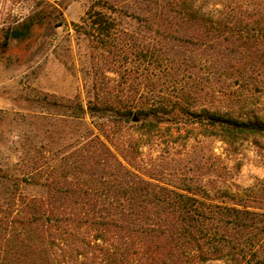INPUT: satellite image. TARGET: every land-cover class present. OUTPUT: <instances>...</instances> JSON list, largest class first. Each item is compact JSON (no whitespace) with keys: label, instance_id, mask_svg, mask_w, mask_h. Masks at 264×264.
Segmentation results:
<instances>
[{"label":"trees","instance_id":"trees-1","mask_svg":"<svg viewBox=\"0 0 264 264\" xmlns=\"http://www.w3.org/2000/svg\"><path fill=\"white\" fill-rule=\"evenodd\" d=\"M75 26L99 54L128 59L126 80L139 71L175 93L138 102L102 91L67 105L97 132L86 129L65 170L35 181L40 194L0 204V264H264V180L231 191L217 181L219 156L189 143L249 138L264 152V117L215 105L264 89V0H96ZM163 134L177 161L146 163L142 137Z\"/></svg>","mask_w":264,"mask_h":264},{"label":"rangeland","instance_id":"rangeland-1","mask_svg":"<svg viewBox=\"0 0 264 264\" xmlns=\"http://www.w3.org/2000/svg\"><path fill=\"white\" fill-rule=\"evenodd\" d=\"M95 1L0 0L1 205L10 204L18 192L40 194L39 182L73 161L71 152L86 129L97 132L88 114L82 121L67 105L86 103L88 96L102 91L118 97L132 94L138 102L174 96V89H163L159 82L147 85L139 71L133 73L134 79L126 80L128 59L99 54L87 35L76 30L75 24L82 23ZM30 18L37 22L27 36H4L6 30ZM120 21L125 25L127 20L122 16ZM234 90L237 95L215 102L218 109L242 118L264 117V89ZM142 139L141 158L146 163L159 155L165 164L177 161L175 151L180 147L174 144L169 153L165 149L169 136ZM189 143L197 145L205 157L209 153L219 156L226 173L217 181L231 191L258 186L264 180V152L249 138L227 145L217 137L195 135Z\"/></svg>","mask_w":264,"mask_h":264}]
</instances>
